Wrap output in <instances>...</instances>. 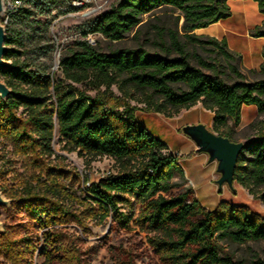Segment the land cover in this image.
Returning a JSON list of instances; mask_svg holds the SVG:
<instances>
[{
	"label": "trees",
	"instance_id": "1",
	"mask_svg": "<svg viewBox=\"0 0 264 264\" xmlns=\"http://www.w3.org/2000/svg\"><path fill=\"white\" fill-rule=\"evenodd\" d=\"M59 1L24 0L4 25V59L10 67L0 70V80L11 91L5 101L0 99V140L9 143L12 152L32 171L8 194L0 192L10 200V208L44 230L41 255L49 262L53 254L69 252L58 228L69 218L81 227L84 215L97 222L110 218L125 232L144 233L158 264H244L232 256H221L219 242L264 241V217L227 202L212 211L204 208L191 187L181 190L182 184L173 181L175 173L182 180L184 177L178 156L134 117L142 110L172 118L200 103L212 113V129L231 141L229 121L234 127L240 124L243 106H254L264 115V78L248 86L246 75L238 68L241 56L231 52L224 39L193 33L229 17L228 0H118L92 19L83 31L84 39L75 41L59 58L62 78H55L45 66L32 69L31 64L20 60V33L15 34L12 26L26 24L35 14L49 13L52 7H59ZM254 1L264 14V0ZM168 7L183 19L181 32L186 41L218 54L235 81L227 82L219 75L215 61L195 53L191 56L197 66L192 65L177 31L165 34L157 29L164 55L149 54L141 48L114 49L105 54L85 39L88 34H99L110 42H120L139 26L142 16ZM67 10L78 8L69 6ZM249 35L264 37V23ZM246 72L264 75V64L259 72ZM130 101L143 107L137 108ZM55 127L64 150L75 152L87 164L97 158H111L117 168L115 174L95 182L88 183L87 178L82 181L80 212L65 206L64 199L72 195L60 182L59 168L48 162L54 156L51 144ZM233 183L264 204V120L237 157ZM19 242L0 233L1 253L16 257L15 244ZM23 242L30 249L32 243ZM251 264H264V259L255 257Z\"/></svg>",
	"mask_w": 264,
	"mask_h": 264
},
{
	"label": "rangeland",
	"instance_id": "2",
	"mask_svg": "<svg viewBox=\"0 0 264 264\" xmlns=\"http://www.w3.org/2000/svg\"><path fill=\"white\" fill-rule=\"evenodd\" d=\"M118 0H61L59 7H52L49 13L35 14L26 24L16 23L12 26L15 34L20 33L21 47L18 48L23 55L21 61L31 64V68L43 65L47 71L57 78L59 72V58L72 48L75 41L83 40V31L87 24L101 13L106 12L117 3ZM73 6L78 10L69 12L67 8ZM1 22V19H0ZM183 19L179 12L171 8L157 10L153 15H144L141 22L133 31L126 34L120 42H110L99 34H88L85 39L92 40V46L98 51L108 54L114 49L136 50L144 49L149 54L164 55V51L158 45L157 29H163L165 34L168 31H177L179 40L185 45L192 65L197 66L196 60L191 56L197 54L207 61H215L219 75L227 82L232 83L236 78L230 74L225 61L218 55L186 41L182 36L181 25ZM165 48L168 47L167 36L164 39ZM45 52V53H43ZM174 55V54H173ZM238 68L246 75V82L254 83L264 75H250L242 70L240 63ZM206 73H211L204 70ZM67 83V82H65ZM112 90L119 94L115 87ZM93 94L92 92L90 93ZM264 98V96H262ZM131 105L142 108L143 104L130 101ZM136 119L156 138L166 143L172 150L180 151L183 155L182 165L185 172L193 173L196 176L194 192L196 199L209 211L217 208L221 202L231 205L246 207L249 211L264 217V204L258 199L252 198L240 185L233 183L232 188L227 185L217 190L216 180L219 174L216 172V162L202 164L200 158L188 161L185 155L186 145H192V141L182 134V127L186 125L202 124L208 131L218 135L212 129V114L200 106H194L189 110H181L172 118L157 113H148L142 110L135 112ZM264 115L258 114L254 106H243L241 109V121L236 127L229 121V133L231 141L242 143L244 146L256 136L260 122ZM54 156L49 159L51 166L59 168L62 178L60 182L65 185L67 192L72 197L65 198V206L80 212L82 207L79 200L82 198V181L86 178L89 182H95L102 176L115 174L116 165L111 158H97L87 164L83 158L75 152H68L62 148L58 139L57 128L55 127L52 139ZM197 152V151H196ZM31 169L24 159L12 152L9 143L0 140V190L8 194L13 188L29 176ZM184 176V175H183ZM173 181L181 183V190L191 187L183 177L176 173ZM193 192V194H194ZM1 193V192H0ZM2 194V193H1ZM4 198L6 196L2 194ZM126 212V209H122ZM82 226L79 227L72 218L69 222L58 228L61 232V239L67 253L53 254L52 260L47 261L41 251L45 246L43 231L37 224L30 220L20 211L0 206V224L2 233L12 241L20 242L15 244L16 257H7L0 251V264H158L149 251L144 233L138 230L125 232L121 230L110 218L104 222H97L94 219L81 216ZM60 238V237H59ZM27 240L32 245L30 249L25 248ZM14 253V254H15ZM18 253V254H17ZM73 254V258L69 254ZM219 253L221 256L229 255L244 264H251V261L258 257L264 259V241H248L242 244H235L229 241L219 242ZM20 255L19 258L17 256Z\"/></svg>",
	"mask_w": 264,
	"mask_h": 264
},
{
	"label": "crops",
	"instance_id": "3",
	"mask_svg": "<svg viewBox=\"0 0 264 264\" xmlns=\"http://www.w3.org/2000/svg\"><path fill=\"white\" fill-rule=\"evenodd\" d=\"M227 6L230 10L229 17L219 20L206 28L196 29L193 33L203 38L211 37L219 41L224 39L227 48L231 52L241 56L240 67L242 70H255L259 72L262 64H264V37H251L249 31L264 23V14L259 12L257 3L254 0H228ZM197 105L202 107L200 103L195 106ZM134 117L139 122L136 119V114ZM167 147L170 152L179 154L178 163L182 168L184 178L194 192L197 178L195 175H192L193 173L189 175V173L185 172L182 165V157H180L183 154L180 151L172 150L168 145ZM185 150L187 151L184 154L189 157L188 161H193L198 157L202 164H208L205 154L196 152L193 142L192 145H186Z\"/></svg>",
	"mask_w": 264,
	"mask_h": 264
},
{
	"label": "water",
	"instance_id": "4",
	"mask_svg": "<svg viewBox=\"0 0 264 264\" xmlns=\"http://www.w3.org/2000/svg\"><path fill=\"white\" fill-rule=\"evenodd\" d=\"M3 13V1L0 0V17ZM5 38V27L0 22V70L10 67V64L4 59L7 52ZM246 84L251 85L250 82H246ZM10 93V89L0 80V99L5 101ZM181 131L194 143L198 153L206 154L209 162H216V172L219 174V178L216 180L217 190L221 191L224 185L232 188L237 157L244 144L234 143L225 137L215 135L202 124L186 125L182 127ZM9 205L10 200L4 198L0 193V206L9 207ZM0 233H2L1 224Z\"/></svg>",
	"mask_w": 264,
	"mask_h": 264
},
{
	"label": "built area",
	"instance_id": "5",
	"mask_svg": "<svg viewBox=\"0 0 264 264\" xmlns=\"http://www.w3.org/2000/svg\"><path fill=\"white\" fill-rule=\"evenodd\" d=\"M3 1V9H4V13L3 15L0 17L1 19V23L3 25L7 24L9 21V18L14 15L19 8H21L23 6L24 0H2ZM90 44L93 43V41L87 40ZM174 155L179 156L178 153H174ZM110 175L109 173L105 176L102 177H106Z\"/></svg>",
	"mask_w": 264,
	"mask_h": 264
}]
</instances>
